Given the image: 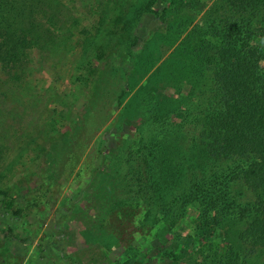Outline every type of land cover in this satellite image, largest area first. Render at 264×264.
I'll use <instances>...</instances> for the list:
<instances>
[{"label":"rangeland","instance_id":"rangeland-1","mask_svg":"<svg viewBox=\"0 0 264 264\" xmlns=\"http://www.w3.org/2000/svg\"><path fill=\"white\" fill-rule=\"evenodd\" d=\"M61 1L73 14L58 32L60 45L32 48L18 80L0 70V189L22 209L16 219L0 206V264H187L180 252L192 253L201 239L228 243L221 226L196 228L193 209L172 224L113 188L125 151L146 148L160 126L183 122L180 140L191 145L196 99L186 77L192 60L178 50L183 34L148 14L106 49L86 0ZM102 8L110 16L109 5ZM201 14L183 12L194 22ZM158 159L150 162L160 181ZM186 185L165 190V198ZM250 259L264 264V251Z\"/></svg>","mask_w":264,"mask_h":264},{"label":"trees","instance_id":"trees-1","mask_svg":"<svg viewBox=\"0 0 264 264\" xmlns=\"http://www.w3.org/2000/svg\"><path fill=\"white\" fill-rule=\"evenodd\" d=\"M105 1L86 0L85 6L99 16L106 49L148 14L183 34L178 50L192 60L186 77L196 99L194 128L187 129L193 131L187 135L190 147L180 140L183 122L175 130L168 123L160 126L146 138V148L125 151V169L113 177L114 190L150 206L146 215L158 208L162 218L173 217L172 224L193 209L196 228L213 232L221 226L229 242L220 246L201 239L192 253L180 252L188 256L187 264H254L253 253L264 251V0ZM108 5L110 16L102 8ZM190 8L202 11L199 20L183 16ZM72 14L61 0H0V70L20 79L31 49L51 52L59 46L58 32ZM106 19L112 24L104 25ZM154 155L160 158L154 165L160 181L153 175ZM185 181L183 189L165 198V190ZM0 206L20 217L22 209L2 189ZM6 234L11 237L12 231Z\"/></svg>","mask_w":264,"mask_h":264}]
</instances>
